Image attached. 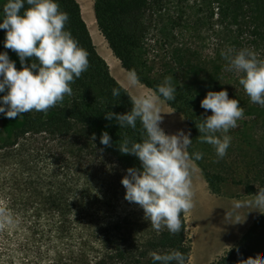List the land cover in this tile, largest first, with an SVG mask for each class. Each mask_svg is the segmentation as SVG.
Returning <instances> with one entry per match:
<instances>
[{
    "label": "trees",
    "instance_id": "16d2710c",
    "mask_svg": "<svg viewBox=\"0 0 264 264\" xmlns=\"http://www.w3.org/2000/svg\"><path fill=\"white\" fill-rule=\"evenodd\" d=\"M56 2L69 16L65 29L88 53L89 67L71 83L70 96L65 95L46 113L23 114L21 124L0 138V210L11 214L14 221L0 225V264L11 261L20 249L31 248L45 254L48 248L53 250L51 264H60L62 256L56 250L59 245L52 242H82L83 234L95 235L98 245L83 243L69 251L65 255L69 264H153L149 253L173 250L180 251L187 264L190 245L185 237L184 212L180 217L181 232L169 234L163 226L159 231L153 229L148 221L132 226L124 213L126 203L117 200L124 199L125 189L120 181L125 170L140 168L134 155L122 154L118 147L125 138L129 146L140 142L146 133L139 120L135 128H120L114 118L105 119L104 114L110 111H130L132 97L110 75L106 62L97 53L77 1ZM189 3L208 8L209 19L214 18L212 26L225 33L232 47L239 48L245 42L243 48L258 52L264 61V0H92V9L97 30L113 57L126 72L135 71L139 84L155 94L164 78L172 77L175 99L165 104L185 120L186 133L190 130L192 140L187 149L191 154L198 151L200 133L196 126L205 116L201 99L207 91H227V86L221 78L216 79L220 70L215 72L209 67L207 72L192 65L186 45L172 48L170 39L176 35L179 24L168 12L171 7L182 8ZM150 41L170 49L160 72H153L145 58ZM6 51L17 56L11 49ZM30 62L31 58H25L26 65ZM114 87L121 90L118 97L111 94ZM241 95L244 97L239 104L247 120L260 121L258 142L252 144L245 138V144L254 151L250 180L261 187L264 107L251 103L245 91ZM105 131L110 136V146L100 144V135ZM193 162L209 191L220 195L223 175L208 170L202 159ZM244 191L250 195L256 188L246 182ZM263 246L261 213L239 241L211 264H239L249 257L264 258Z\"/></svg>",
    "mask_w": 264,
    "mask_h": 264
},
{
    "label": "clouds",
    "instance_id": "9594fccd",
    "mask_svg": "<svg viewBox=\"0 0 264 264\" xmlns=\"http://www.w3.org/2000/svg\"><path fill=\"white\" fill-rule=\"evenodd\" d=\"M2 11L3 46L16 53L21 68L17 70L8 53L0 51V93H4L0 95V114L17 118L31 111L46 113L65 95L72 94L71 83L89 67L88 53L65 29L69 16L59 9L56 0H6ZM25 58H31L27 65ZM227 59L228 70L242 74L238 82L250 102L264 107V61L258 60L257 54L249 49H241ZM171 79L165 77L155 94L130 98V111L123 114L110 111L104 115L108 120L114 118L120 128H135L137 120L142 124L146 138L131 146L125 138L118 147L122 154L134 155L140 162L139 169L129 167L121 178L124 199L140 206L144 219L153 229L159 231L163 226L169 234H178L182 230L181 214L193 207L192 163L200 160L203 153L187 151L192 144L190 130L165 134L159 126L163 119L161 113H165L161 105L175 99L176 88ZM127 82L133 87L138 84L134 70L127 73ZM120 91L119 87H114L111 94L118 97ZM200 107L205 112L211 110V115L204 116L196 126L199 141L211 145L217 158H223L231 142L227 133L238 126L244 109L237 99H230L224 89L207 91ZM110 143L109 134L102 132L100 144L110 146ZM248 206L264 209V191L259 190ZM12 223L11 214L0 210V225ZM149 255L153 264H184V256L178 250ZM240 264H264V258L249 257Z\"/></svg>",
    "mask_w": 264,
    "mask_h": 264
},
{
    "label": "rangeland",
    "instance_id": "374dc122",
    "mask_svg": "<svg viewBox=\"0 0 264 264\" xmlns=\"http://www.w3.org/2000/svg\"><path fill=\"white\" fill-rule=\"evenodd\" d=\"M5 2L6 0H0V7L2 4H5ZM77 3L80 9L82 8V13H84L85 17L87 12H89L90 16L88 17L91 18L93 14V9L91 8L92 0L91 4L90 0H80V2L77 1ZM168 16L175 19L177 24H179L176 35L172 40L170 39L172 48H176L179 44H184L191 52L189 59L192 65H197L207 72H209V67L215 72L220 70L216 79L218 80L221 78L220 80L222 83L226 84L228 97L230 99L235 98L238 101L242 100L244 96L241 95V92L243 93L244 89L238 82L242 74L238 75L234 71L228 70L229 64L227 58L234 56L236 52L244 49L243 45L245 42L239 48L232 47L225 33L217 31L218 29L212 26L214 18L209 19V10L204 5L197 6L193 3H189L182 8L171 7ZM88 17L87 20L89 19ZM0 19H2L1 14ZM87 29L97 53L106 62L110 75L113 78L117 77L120 83L127 85L124 76L127 78L128 72L122 69L120 65H118L117 70L116 67L113 68L112 65L110 68V64H108L104 58L109 49L97 30L95 20L94 22L93 19L87 22ZM4 39L5 30L0 29V51L7 52V49L3 46ZM147 47L145 58L148 66L152 67L153 72L162 71L164 69V63L168 61L169 47L153 43V41H150ZM251 51L254 50L251 49ZM254 52L257 54V59L261 61L259 53L256 51ZM8 56L10 60L14 62V66L17 70H19L21 65L18 57L10 54H8ZM112 73H114V75H112ZM127 87L128 93L133 97L137 95L154 94L150 89V91H146L144 89L146 87L139 83L134 87ZM3 94L4 93H0V95ZM161 110L165 113H161L163 119L159 126L163 129L165 134H175L178 130L186 132L185 120L179 113L170 109L165 103L161 105ZM203 113L205 116L211 115V110L205 112L203 109ZM247 118L248 116L244 115L242 119L237 121L238 126L234 129H230L227 133L231 137V142L223 158H217L211 145L201 142L197 144L196 149L203 153L201 158L202 163L208 170L222 174L224 182L221 185V194H212L203 179L200 169L194 162L192 163L191 183L193 207L189 211L184 212L185 237L190 245L187 264H211L215 262L239 241L254 219L261 214L260 212H264V209H256L248 206V202L254 199V195L258 194L259 190L264 191V184L258 187L256 183L250 180L252 172H254V170H250V164L252 163L251 156L254 151L251 146L245 144V138H248L252 144L258 142L260 121L251 119L249 122ZM21 121L22 115L17 118H6L3 114H0V138L4 137L5 133L18 127ZM243 121H247V124L244 125ZM217 135L219 136L220 134L217 133ZM252 140H254V142ZM246 182L256 188L254 193L250 195L245 193L244 184H246ZM117 200L126 203L124 213L128 215V221L132 226H140L147 221L144 219L143 210L140 206L135 203H129L125 199ZM237 204H239L240 207H236ZM221 208L224 211L230 212L229 216H225L226 218L223 222L218 221L217 216L220 214H215V212H221ZM223 210L221 213L224 212ZM212 211L213 213H211ZM206 215L211 216L209 218V224L203 221ZM237 219L240 221L236 222ZM206 227H208V229ZM229 230L230 239L229 241H225L226 239L223 238V236H227ZM208 237L209 254L203 257L201 246L202 242L208 241ZM212 237H214L213 240L217 242H210ZM80 240L82 242H52V245H59V248L56 250L62 256L59 262L60 264H69V261L65 260V255H67L69 251H74L75 248L81 244L84 243L87 246L98 245V239L95 238V235L88 236L83 234ZM219 240H221V242ZM29 250L30 251L20 249L13 254L11 261L5 260L2 264H51V260L54 258V252L49 248L46 254L41 250V253L34 252L32 248ZM262 256L264 257V246ZM253 260H255V258H253Z\"/></svg>",
    "mask_w": 264,
    "mask_h": 264
},
{
    "label": "bare ground",
    "instance_id": "6f19581e",
    "mask_svg": "<svg viewBox=\"0 0 264 264\" xmlns=\"http://www.w3.org/2000/svg\"><path fill=\"white\" fill-rule=\"evenodd\" d=\"M94 22V21H93ZM92 23V22H91ZM96 25V24H95ZM113 57V56H112ZM117 60V59H116ZM118 61V60H117ZM113 62H114V64H112L111 62V65H112V67L114 68L115 66H117L118 67V65H116V61H115V59L113 58ZM115 65V66H114ZM175 128V127H174ZM176 129V128H175ZM176 131V130H175ZM174 131V132H175ZM172 132V131H171ZM173 134V133H172ZM205 200V199H204ZM207 201V200H206ZM209 201V200H208ZM202 210V209H201ZM222 208H221V212H222ZM224 211V210H223ZM221 212H215V214H220V215H218L217 217H218V221H220V222H223V220L226 218L225 216L227 215V216H229L230 215V212H227V211H224L223 213H221ZM211 213H213V211L211 212ZM211 216L209 215V216H205L204 217V219H203V221H204V223H207V224H209V218H210ZM209 226V225H208ZM207 229H208V227H206ZM230 230L227 232V236H223V238H225L226 240L225 241H229V239H230ZM214 239V237H212L211 239H210V242H217V241H214L213 240ZM217 239V238H216ZM215 239V240H216ZM220 242H221V240H219ZM225 241H223V242H225ZM202 251H201V253H202V255H203V257H204V255H208L209 254V237H208V241H205V242H202Z\"/></svg>",
    "mask_w": 264,
    "mask_h": 264
},
{
    "label": "crops",
    "instance_id": "0c3cea01",
    "mask_svg": "<svg viewBox=\"0 0 264 264\" xmlns=\"http://www.w3.org/2000/svg\"><path fill=\"white\" fill-rule=\"evenodd\" d=\"M78 2H80V0H77ZM90 4H91V0H90ZM92 8V7H91ZM80 13H82V8L80 9ZM91 13H92V10H91ZM88 16H90V13L89 12H87V14H86V17H85V15H84V13H82V17H83V21H85V23H86V26H87V22H90L92 19H93V21H94V16H93V14H92V16H91V18H89ZM87 17L89 18L88 20H87ZM90 20V21H89ZM113 55L111 54V52H110V50L107 52V54H106V56L104 57L105 59H106V61L108 62V64H110V68H111V63L112 64H114V62H113V58L114 57H112ZM115 59V58H114ZM116 61V64L117 65H120L119 64V62L117 61V60H115ZM111 62V63H110ZM115 66V65H114ZM116 67V70H117V66H115ZM121 74V73H120ZM112 75H114V73H112ZM114 79L115 80H117V82L123 87V88H125V89H127L128 87L127 86H129V84H128V82H127V78H126V76H124V79L126 80V84L127 85H124V84H122V83H120V81L118 80V78L117 77H114ZM132 87V86H131ZM146 91H150L149 89H147V88H144ZM127 91H128V89H127ZM129 92V91H128ZM130 94V93H129ZM130 96L131 97H133L131 94H130Z\"/></svg>",
    "mask_w": 264,
    "mask_h": 264
}]
</instances>
